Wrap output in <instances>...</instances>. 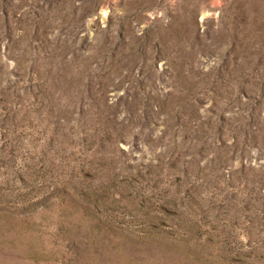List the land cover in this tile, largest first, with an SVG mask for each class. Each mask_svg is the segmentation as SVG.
<instances>
[{
    "label": "rangeland",
    "instance_id": "rangeland-1",
    "mask_svg": "<svg viewBox=\"0 0 264 264\" xmlns=\"http://www.w3.org/2000/svg\"><path fill=\"white\" fill-rule=\"evenodd\" d=\"M0 264H264V0H0Z\"/></svg>",
    "mask_w": 264,
    "mask_h": 264
}]
</instances>
